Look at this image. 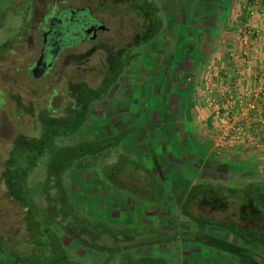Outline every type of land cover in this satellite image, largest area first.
<instances>
[{
	"label": "rangeland",
	"instance_id": "obj_1",
	"mask_svg": "<svg viewBox=\"0 0 264 264\" xmlns=\"http://www.w3.org/2000/svg\"><path fill=\"white\" fill-rule=\"evenodd\" d=\"M216 2L0 0V244L7 254L2 256L1 252L0 259L4 258L1 261H22V256H16L14 250L22 254L37 252V242L52 240L51 230L57 235L65 259L77 264H264V218L261 217L264 200L260 198L257 202L252 198L254 190L251 188L247 190L248 202L244 204L237 198L240 188L264 180V150L255 151L258 154L253 156L255 162L251 164L234 161L230 162L232 166L213 162L193 166L192 159H189L187 167H174L178 162L176 157L186 155L178 149L173 153L172 158H175L171 169L164 172L165 176L161 174L163 182L153 172L157 159L154 161L150 150L148 159L145 148H142L141 161L137 158L136 149L131 154H114L127 137L125 131L113 132L120 128L118 119L111 118L117 109L115 106H134L137 110L139 105L149 113L152 102L158 100L157 95L171 87V84L165 86L162 81L164 77H173L168 69L173 66L174 69L172 64L177 61L182 66L187 64L186 70L179 69L174 74L176 87H181L184 79L187 83L192 82L197 51L211 42L210 33L223 28L222 22L216 20L217 16L221 18V9L216 7L219 4ZM68 9H73L76 16L71 21L63 18L69 22L70 32L61 35L62 47L48 75L39 77L35 73L29 76L25 67L36 58L40 46L38 27L43 23L44 16L65 11L64 16L67 17ZM143 9L149 13L147 19L151 24L140 13ZM85 20L98 22L100 26L93 34L82 38L80 25ZM194 52L195 55L190 57V53ZM112 56L116 60L109 64ZM194 85L196 87L192 82V87L186 85V88L189 87L188 91L195 96ZM77 88L85 90L89 97L83 119L70 131L72 119L82 111L80 107H74L78 99ZM52 89L55 95H52ZM176 92L170 93L173 101ZM43 107L54 110L52 114L58 118L54 121L56 130L70 131L69 134L55 136V145H76L80 153L85 149L90 151L98 142L100 146L110 144L117 147L106 150L108 158L114 155L106 163H98L99 155L92 154L91 157L86 154L61 172L63 194L68 197L70 210L78 206L82 212L71 211L68 222H62L63 213L47 219L49 230L45 227L41 211L26 215L11 179L14 170L19 173L16 164L23 165L25 161V153L18 152V131L36 135L33 130L37 131L38 123L31 117L37 118ZM161 109L162 105H157L153 115L160 117ZM121 118L120 125L134 123L137 118L142 119V112L136 117L122 113L120 121ZM158 129L156 127L155 130ZM134 134L127 138L136 144ZM84 139L88 141L82 143ZM69 147L63 153L50 157V162L58 165L66 163L74 154L73 148ZM240 155L243 156L242 153ZM32 160L34 158L28 155L26 161L31 163ZM45 160L47 157L45 159V155L41 154L23 179V185L32 189L34 201L39 207L46 204L38 189L44 178ZM89 162L101 164L102 175L92 170ZM157 168L160 173L161 167ZM52 170L58 168L53 167ZM177 172L180 175H174ZM199 187L203 189L199 190ZM213 188L221 197L216 192L211 205L205 199L214 194ZM48 191L47 196H51L50 192H55L56 188ZM78 200L82 201L81 206L77 204ZM59 202H56L58 207L61 206ZM208 225L225 228L227 231L219 228L217 236L229 239L237 248L223 247L214 251L213 259L199 258L194 245H202L204 240L199 237ZM194 226L198 230L191 233L185 231ZM202 238L210 241V236ZM188 240H194L195 244L182 242ZM49 241L48 244L51 243ZM57 246L54 241L48 251H38L37 256L29 259L39 264L47 256L46 261L64 264ZM179 247L184 248L179 250ZM199 253L205 256V251Z\"/></svg>",
	"mask_w": 264,
	"mask_h": 264
},
{
	"label": "crops",
	"instance_id": "obj_2",
	"mask_svg": "<svg viewBox=\"0 0 264 264\" xmlns=\"http://www.w3.org/2000/svg\"><path fill=\"white\" fill-rule=\"evenodd\" d=\"M216 1V3H219L218 5L215 3L216 7L221 9V18L217 16L216 20L222 22L223 28L212 32L213 34L210 33L209 38H211V42L209 41L207 46H202L199 51H197L198 53L196 54L195 62H193L194 67L192 70V77L194 80H192V82L196 84V87L194 85L196 88L194 93L195 96L191 91H188L189 87L186 88V85L192 87V82H189V84L184 79L182 80L181 87H176L177 81L175 80L176 77H174V74H176L179 69L183 71L186 70L185 66L187 64L185 63V66H182L181 62L177 61L176 64H172L175 65L174 69V66L168 69V72H172L173 77H164L162 81L165 83V86L171 84V87L165 89L162 94L157 95L158 100L155 103L154 101L152 102L149 113L139 105L137 106V110L136 107L133 108L134 106L129 108H125V106L123 107L122 105L121 108L115 106L117 109L115 112L113 111V117L111 118L118 119L117 124H119L120 128L114 129L113 132L118 134L125 131L127 137L129 135L133 136L136 132V144L129 142L127 137L122 140L120 148L110 144H107L106 147L100 146L98 142L95 143L94 147L89 149L90 151L86 152L85 149L81 156L86 157V154L91 157L92 154L95 156L99 155L100 157L97 159L99 160L98 163H106L114 156L108 158L106 150H110L113 147V149L117 148L114 154H119L121 152H128L131 154L136 149L137 158L141 161L143 156L140 154L143 153L142 148H145L144 150L147 152L146 156L148 159L149 150L152 152L151 156H153L154 161L157 159V166L154 168L155 170H153V172L159 175V180L162 182L164 177L162 178L161 174L164 175V172L171 169L172 160L175 158H172L174 156L173 153L178 149V152L186 153V155L183 156L184 154H180V156H177L176 159L178 162L174 167H187V161H189V159H192L193 164L191 163V165L193 166L197 164L203 166L207 162H213L221 166L223 164L232 166L233 164H230V162L234 161H237V164L243 163V165L246 164V162H250V164L255 162L253 156L258 154L255 151L260 152L264 150V144L254 147L243 141L230 144L229 138H224L221 135L223 127L227 126L225 125V113H222V122L220 119L219 121L211 111L212 109L207 104L205 97L209 90L216 96L222 97L227 92L236 95L241 86H247L250 89H255L256 87H262L264 89V60L262 59V55L264 54V2L263 0ZM246 24H249L256 35L253 43L247 44L241 39V29ZM184 53H186V51ZM195 53L196 52L190 53V57L195 55ZM236 55L237 58L235 57ZM184 60H187L186 56ZM173 91H177L174 101L171 99L172 97L170 94ZM181 97L185 98L186 101ZM135 101L137 102V100H132L131 102ZM236 101L230 109V116L235 120H241L245 125L254 122L252 113L244 116L239 112V106H242L240 102L237 103ZM157 105H162L160 117L158 115H153ZM259 105H264V94L261 100H259ZM140 111L142 112V119L137 118V121L134 123L127 122L128 124L120 125L123 121L122 118L121 121L119 119L122 113L132 114L136 117L139 116L141 113ZM115 113H118L119 116ZM218 121L221 124H219ZM134 124H136L137 127ZM156 127L159 129L155 130ZM143 134H145V136H142ZM106 136L107 135L104 137ZM104 139L105 138L100 140L102 141ZM86 141H88V139H84L81 142L86 143ZM125 142H127V146ZM240 153H242L243 156H241ZM81 156L79 157L81 158ZM75 160H77V158ZM88 164L92 170L98 171L102 175L99 168L101 164L96 165L95 162H89ZM138 165L141 166L140 163ZM95 166L98 168L97 170H95ZM148 166L149 165L146 167ZM157 167H161L160 173L156 171ZM135 172L134 170V173ZM179 173L180 172H177V174L174 175H180ZM107 228L110 229V226ZM219 228L225 230V228L218 227L217 225H208L203 229L202 236L199 237L204 240L202 245L195 244L194 240L182 242L187 244L193 242L195 244L194 248L196 254L199 258L205 257L201 258L203 260L213 259L214 251H220V249H224L223 247L234 249V245L229 239L225 237L221 239L217 236L220 230ZM192 230H198V227L194 226L192 229H185V231H190V233ZM204 235L210 236V241H207L206 238H202ZM224 240H227V242ZM183 248L184 247H179V250ZM135 251L138 252L136 249ZM141 251L145 253L146 250L142 248ZM201 251L202 254L205 251V256H201V253H199ZM139 256L140 255L136 257ZM180 262L181 261H179V263Z\"/></svg>",
	"mask_w": 264,
	"mask_h": 264
},
{
	"label": "trees",
	"instance_id": "obj_3",
	"mask_svg": "<svg viewBox=\"0 0 264 264\" xmlns=\"http://www.w3.org/2000/svg\"><path fill=\"white\" fill-rule=\"evenodd\" d=\"M140 13L143 15L144 19L149 24L152 23L147 19L148 16H150V15L145 9L141 10ZM150 26L152 28V25H150ZM114 57L115 56L110 57L111 59L108 61L109 64H113V62L116 60V59H114ZM76 92L78 95L77 96L78 99H77V102H76L74 107H76V108L80 107L82 111H81V114L79 116H76L72 119L73 123H72V126L70 128V131L71 130L73 131L72 128L77 127V125L82 120V118L86 112V103H87V100L89 97V95L86 94L85 90L81 91L80 89L77 88ZM85 98H87L86 102H85ZM53 111H54L53 109L47 110L46 107H43L42 109L39 110L40 113L38 112L39 115L37 118L31 117V120L38 123L37 131L33 130V132L36 135L29 134V133L24 134L19 129L20 131H18V136H17V141H18L17 144H19V145L18 146L16 145V146L18 147V152L20 151V153L21 152L25 153V155H24L25 161H24L23 165L16 164L19 168L18 169L19 173L15 172V170H14V173H12L13 175L11 176V179H13L12 185H14L13 187H14V190H16L15 191L16 194H18V199H19L20 204L26 210V215H27V213L32 214L34 211H37V210L41 211V213L43 214V219H44V221H46L45 227L48 230H49V228H47V219H49V220L53 219L54 216H57V214L63 213L64 219L62 220V222H68V219H67V218H69L68 214H70L71 211L79 213V214L82 212L78 206L72 207V209L70 210V204H68V201H67L68 197L63 194L65 190L62 189L63 185L61 183L60 178H61V172L68 169L69 167H71L72 162L76 158L81 156V154H83L84 151H82L80 153L81 150H79L78 148L76 149V145L71 146V147H69V146L60 147V146L55 145V143L53 142V138L55 136L69 134L70 131H62V130H56L55 129L54 121L58 120V118H56L52 114ZM22 138H23V141H22ZM68 147L73 148L72 150L74 151V154L69 158V160L66 163H63L62 165H58V164L50 162V160H51L50 157H53L54 155L57 156L60 154V152L63 153L65 151V149H68ZM10 152H11V150L9 149V151H8L9 155H10ZM41 154L45 155V159L47 157V160L44 161L45 162L44 163V178L39 183L40 186L38 188L45 198V201H46L45 207L37 206L36 202L34 201L32 189H30V187H26L23 185L24 176L33 168V166L36 164V162L38 160V157ZM28 155L31 156L32 158H34V161L32 160L31 163H28L26 161ZM11 162H13V161H11ZM11 162H10V164H11ZM19 165H20V167H19ZM53 167L58 168V170H52ZM50 188H56V191L50 192L51 196H47V194L49 192L48 190ZM248 188H251L254 190V194H253L252 198H254L257 202H259L260 198H261V191H262L261 190L262 188H260L259 182L258 183H249V184L245 185L243 188H240L239 190L241 191V193L237 198L241 202H244V204L246 202H248V196H247L248 195L247 194ZM194 189L195 188L193 187L192 190H194ZM201 189H203V187H199V190H201ZM213 189L215 190L214 194L211 197L208 196L206 199L203 197L205 200H209L211 202V199H213L216 192L221 197V194L215 188H213ZM210 192L212 193V191H210ZM202 194H204V193H202ZM76 199H78L77 196H76ZM58 201H60L59 203L61 204V206L58 203V205L60 207L57 206L56 202H58ZM77 202H78L77 204L80 203V206H81L82 201L78 200ZM54 203L56 204V206L54 205ZM212 203L213 202H211V205H212ZM249 203H250V201H249ZM54 207H56V208H54ZM62 208L65 210H61ZM66 209H69L70 211L68 212ZM70 216H72V215H70ZM31 228L32 227L29 226L30 230H31ZM32 233H33V231H32ZM49 233H50V238H52V240L50 239V241L49 240L48 241L51 243L48 244V241H46L44 243L37 242L36 245H37V247H39L38 251H43V252L48 251L50 249L49 245H51V244L54 245V241H55L58 243L57 247H59V249L61 250L60 256H62V259H63L62 263H64V264H77L76 261L65 259L64 253H63L62 248L59 244L57 235L51 230H49ZM221 242H223V241H221ZM234 248H237V247L234 246ZM227 249H229V248H227ZM38 251L35 253L31 252L30 254H22L21 252L14 250L13 252H14V254H16V256H22V261H16L15 262L12 260V263L11 262L6 263L4 261H1L4 259L3 258V259H0V264H34L35 261L30 260L29 258H32L33 256H37ZM1 252H2V256H3V254H4V256L7 255L6 252L4 253V249L0 244V254H1ZM241 255H242V253H241ZM2 256H0V257H2ZM45 257H47V256H44L41 259L42 263H39V264H49V263L54 264L53 262H51L52 260L46 261V259H48V258H45ZM47 262H49V263H47Z\"/></svg>",
	"mask_w": 264,
	"mask_h": 264
},
{
	"label": "built area",
	"instance_id": "obj_4",
	"mask_svg": "<svg viewBox=\"0 0 264 264\" xmlns=\"http://www.w3.org/2000/svg\"><path fill=\"white\" fill-rule=\"evenodd\" d=\"M255 37L254 30L249 24L242 27L241 39L243 42L247 44L253 43ZM235 57L237 58V55ZM262 59L264 60V54L262 55ZM263 94L264 89L262 87L250 89L247 86L239 87L236 95L227 92L222 97L216 96L211 90L208 91L205 99L217 119H220L222 122V113H225V125L227 126L223 127L221 135L224 138H229L230 144L239 143L240 141L253 147L264 144V105H259V100H261ZM235 101L241 103L242 107L239 106V112L244 116L252 113L254 122L245 125L241 120H235L230 116V109ZM219 121L218 123L221 124Z\"/></svg>",
	"mask_w": 264,
	"mask_h": 264
},
{
	"label": "flooded vegetation",
	"instance_id": "obj_5",
	"mask_svg": "<svg viewBox=\"0 0 264 264\" xmlns=\"http://www.w3.org/2000/svg\"><path fill=\"white\" fill-rule=\"evenodd\" d=\"M64 15L65 11H61L59 13L52 15L47 14L44 16L43 23L38 27L40 30V46L37 49L36 58L28 65V67H25V72L26 74H29V76H32L33 73H37L39 77L48 75L49 69L54 62L53 60L62 47L61 35L70 32L68 27L69 22L64 21L63 18H68V21H71L74 16H76L73 9H68V11H66V15H68L67 17ZM99 26L100 24L98 22L92 20L81 21V37L86 38L89 33L93 34ZM87 28H89V31L85 32ZM39 57H41V60H39L37 67L33 69L35 62ZM51 91L52 95H55V90L52 89ZM260 188H262L261 198L264 200V180L260 182ZM261 217L264 218V214L261 215Z\"/></svg>",
	"mask_w": 264,
	"mask_h": 264
},
{
	"label": "water",
	"instance_id": "obj_6",
	"mask_svg": "<svg viewBox=\"0 0 264 264\" xmlns=\"http://www.w3.org/2000/svg\"><path fill=\"white\" fill-rule=\"evenodd\" d=\"M88 31H89V28H87V29L85 30V32H88ZM39 60H41V57H39V58L36 60V62H35V65H34L33 69H35V68L37 67ZM33 75H36V74H35V73H33Z\"/></svg>",
	"mask_w": 264,
	"mask_h": 264
}]
</instances>
